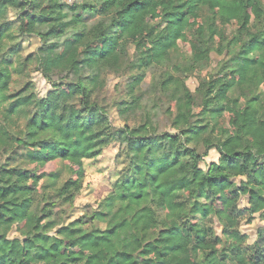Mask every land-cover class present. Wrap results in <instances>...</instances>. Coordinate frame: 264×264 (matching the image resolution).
Here are the masks:
<instances>
[{
  "label": "trees",
  "instance_id": "1",
  "mask_svg": "<svg viewBox=\"0 0 264 264\" xmlns=\"http://www.w3.org/2000/svg\"><path fill=\"white\" fill-rule=\"evenodd\" d=\"M29 11L36 15L22 20ZM203 11L189 59L153 82L158 102L174 110V133L159 132L156 105L143 104L139 88ZM229 21L239 28L220 42L218 27ZM25 37L38 47L23 57ZM211 52L227 59L198 87L204 106L195 114L182 74L207 66ZM133 71L128 100L114 103L116 127L102 95L106 75ZM29 72L48 82L46 96ZM262 85L264 0H0V264H264V227L248 248L239 231L243 216L264 221ZM224 113L231 131L219 126ZM113 144L124 167L86 222L65 215L81 179L59 184L57 171L36 191L30 174L11 166L19 151L30 164L81 167ZM210 150L219 159L202 169Z\"/></svg>",
  "mask_w": 264,
  "mask_h": 264
},
{
  "label": "rangeland",
  "instance_id": "2",
  "mask_svg": "<svg viewBox=\"0 0 264 264\" xmlns=\"http://www.w3.org/2000/svg\"><path fill=\"white\" fill-rule=\"evenodd\" d=\"M66 3L71 5L73 0H66ZM79 11V10H78ZM36 14L33 11H29L26 16L22 18L24 21H28L31 17ZM208 15L207 11H203L201 16L198 18L190 19L189 27L184 30L185 40L179 41L177 44L176 50L171 54L169 60H167L163 65L159 67H154L145 72L144 80L139 88V94L144 93L143 104L147 103L148 107H152L154 104L156 105L153 108L155 112L157 127L159 132H169L174 133V131L170 128V120L172 119L174 110L173 105L168 103L166 98H162L161 102H158L156 99L159 96L153 95V82H158L162 75L166 74H174V67L177 64H184L189 59L190 52V42L195 41L199 38V33L196 32L199 27L202 26V17L205 18ZM18 17L11 14L8 17V21H11L13 24V29H17L20 24V19ZM220 24V23H218ZM219 33L222 37V41L227 43L233 37L235 31L239 28V24L235 21H229L225 24L219 25ZM20 40L18 38L17 42ZM202 39V43H203ZM219 40L216 38V44ZM239 43H236L237 48ZM98 48L102 46V44L96 45ZM38 47V41L34 38L25 37L22 39L20 48L21 55L25 57L26 55L34 52V50ZM133 53V50H131ZM209 63L202 69L195 70L194 72L182 74L184 78V82L192 95L195 98L194 104V113L197 114L204 106V101L202 99V90L197 92V89L200 85L203 88H206L207 81L212 80L218 69V65L224 60L227 59L224 56H218L215 52H211L209 55ZM138 73L133 71L132 73L122 74L121 76H115L113 74L106 75V87L102 91V95L105 99L106 105L109 109V116L112 120L113 125L116 127H122L123 123L121 118L117 114L116 108H114V103L125 99L128 100L127 92L128 87L127 83L132 81V76H136ZM177 74V73H176ZM29 75V78L34 83L35 91L39 97H44L48 92L51 91V87L47 81L43 79V77L37 72H29L26 74V77ZM178 75V74H177ZM67 93H71V91L66 90ZM260 92L264 96V85L260 87ZM140 115V114H139ZM140 122V120H139ZM134 122H129V125H133ZM219 126L224 128L225 130H232V119L230 113H224L219 120ZM200 153L203 152V149L199 150ZM118 155V145L113 144L109 146L106 150L103 151L102 155L95 161H84L79 167L77 164H73L71 162H51L44 163L42 165L30 164L28 163L23 156H21L20 152L17 151V158L14 162H12L11 166L16 167L17 169L29 173L32 180H29L28 183L34 187L36 191H39L41 185L46 181L47 175L50 173L60 172V182L73 178V179H81L82 180V191L79 196L74 201V204L71 208L66 209V214L68 217H71V220L74 219H82L84 222L88 221L92 215V212L95 210L96 206L100 203V201L106 197V195L110 191L111 185L117 179V175L119 171L124 167L122 165V160L117 158ZM7 155H0V160L4 161ZM219 159V155L215 150H210L208 155L204 159V163L201 165V168L204 169L211 163H216ZM70 170L73 171V174H70ZM83 172V175H82ZM73 176V177H72ZM37 179L36 181H34ZM242 180L237 179V183H240ZM247 202L244 198H242L238 202L239 208L246 207ZM239 231L241 234L247 237L245 246L252 247L254 242L256 241L257 230L261 227H264V221H262L257 215L254 218L247 222V217L243 216L239 224ZM214 230L217 234L220 233V228L218 227L217 222L214 224ZM11 237H17L15 229L10 234Z\"/></svg>",
  "mask_w": 264,
  "mask_h": 264
}]
</instances>
